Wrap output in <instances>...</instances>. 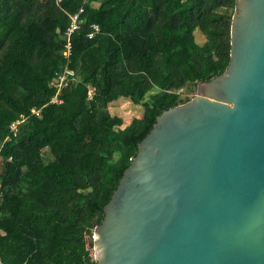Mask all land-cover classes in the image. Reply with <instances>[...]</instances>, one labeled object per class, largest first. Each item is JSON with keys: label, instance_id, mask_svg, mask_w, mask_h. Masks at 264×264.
I'll use <instances>...</instances> for the list:
<instances>
[{"label": "trees", "instance_id": "16d2710c", "mask_svg": "<svg viewBox=\"0 0 264 264\" xmlns=\"http://www.w3.org/2000/svg\"><path fill=\"white\" fill-rule=\"evenodd\" d=\"M233 10V0H0L1 264H95L87 237L137 144L191 99L179 91L224 72ZM64 66L74 81L51 104ZM121 101L142 107L123 128L109 112Z\"/></svg>", "mask_w": 264, "mask_h": 264}, {"label": "water", "instance_id": "95a60500", "mask_svg": "<svg viewBox=\"0 0 264 264\" xmlns=\"http://www.w3.org/2000/svg\"><path fill=\"white\" fill-rule=\"evenodd\" d=\"M229 61L137 144L95 264H264V0H233Z\"/></svg>", "mask_w": 264, "mask_h": 264}, {"label": "built area", "instance_id": "2783aa9c", "mask_svg": "<svg viewBox=\"0 0 264 264\" xmlns=\"http://www.w3.org/2000/svg\"><path fill=\"white\" fill-rule=\"evenodd\" d=\"M83 13V7L81 6L74 14L69 16V25L63 35V39L65 41L63 46V51L61 53L63 59L68 62L71 56V42L70 37L71 35L79 29L80 25V16ZM92 33L89 34L87 37L92 38L94 33L99 32V28L96 25H92ZM75 74L73 70L69 69L67 66H64L62 70L57 71L54 73L52 80L50 82V87H52L55 91V94L52 96L50 103L51 104H60L62 101L58 98L61 90L66 88L70 83L74 81ZM90 95V93H89ZM31 114L38 115V111L31 110ZM19 124V122H15L11 124L10 130L14 131L15 126ZM1 264V262H0Z\"/></svg>", "mask_w": 264, "mask_h": 264}, {"label": "rangeland", "instance_id": "374dc122", "mask_svg": "<svg viewBox=\"0 0 264 264\" xmlns=\"http://www.w3.org/2000/svg\"><path fill=\"white\" fill-rule=\"evenodd\" d=\"M181 2V1H180ZM196 39L200 41H204V37L199 34L198 32L195 34ZM179 99L180 101H185L186 99L192 98L196 94V89L194 92L188 93L186 91H179ZM144 101L148 100V96L143 99ZM142 100V101H143ZM141 101V102H142ZM109 112L113 115L118 117L122 124L119 126V128H123L126 124H128L132 119H139L142 115V107L141 103H131L126 101H121L118 103H114L112 105H109ZM90 236L87 237L88 242H90L92 231H90ZM93 254V252H92Z\"/></svg>", "mask_w": 264, "mask_h": 264}, {"label": "crops", "instance_id": "0c3cea01", "mask_svg": "<svg viewBox=\"0 0 264 264\" xmlns=\"http://www.w3.org/2000/svg\"><path fill=\"white\" fill-rule=\"evenodd\" d=\"M127 125V124H126Z\"/></svg>", "mask_w": 264, "mask_h": 264}]
</instances>
